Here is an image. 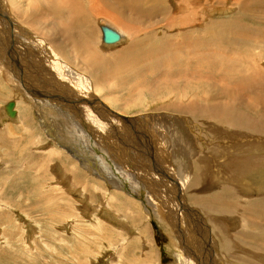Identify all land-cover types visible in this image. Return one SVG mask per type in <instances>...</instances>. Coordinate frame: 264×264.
<instances>
[{
  "label": "rangeland",
  "instance_id": "rangeland-1",
  "mask_svg": "<svg viewBox=\"0 0 264 264\" xmlns=\"http://www.w3.org/2000/svg\"><path fill=\"white\" fill-rule=\"evenodd\" d=\"M27 2L32 3L30 0H0V14H2L0 17H3L0 24L5 21V25L0 27V264H191L188 259V247H191L192 243H195V254L200 256L198 258L192 253L191 257L195 264H200V261H202L201 264H246L242 260L243 248L237 247V251L232 249L229 254L224 252L207 214L200 212V206L196 200H189V195H185L187 192L183 186L185 184L188 189L192 182V170H194L193 165L190 164L192 150L196 153L200 165L207 164L203 163L204 159L211 160L214 157L215 167L212 164L207 165L216 170L219 169L226 176L225 170L222 169L226 165L225 154L229 156L232 152V141L236 133L220 129L213 125V122L210 126L199 123L193 115L165 110L153 105L149 97L138 98L137 89H132L130 92L121 88L123 86L121 79L116 77L109 80L102 79L90 66H87L85 55L77 53L71 39L65 40L63 39L65 37L53 32L51 21L54 17L48 9L46 10L44 3H41L44 7H41V12L35 10V15L41 13L40 15L47 19L45 22L42 19L36 21L28 15L32 8ZM168 3V8L172 7L170 12L174 16H179L182 23L192 18L188 22L192 24V102L197 98L194 94L206 93L203 88L209 89L208 83L211 82L209 79L219 80L218 74L224 71L220 72L218 69L223 67L224 60L227 63L228 56L236 59L235 61L229 59V63L230 61L235 63L237 70L245 69L246 71V68L250 69L254 64V54L264 55V5H251L250 9L251 0H185V2L169 0ZM162 7H164L163 4ZM179 7L182 10L176 12L175 10L180 9ZM169 16L165 18L159 15L149 22L156 25L161 20L167 21ZM105 23L111 24L104 16L96 20V30L94 29L96 44L99 45L98 47L103 46L104 50L112 54L110 51L121 49L124 43H121L122 46L114 47L115 50L104 46L101 37L104 34ZM234 23L248 25L249 30L259 34L260 39L255 38L257 37L255 34V39H249L251 47L241 45L245 43L241 41V43L225 46L230 47L226 50L220 51L212 45L214 50L203 52L207 49L204 48L207 43L232 30ZM126 24L123 21L122 25L127 28ZM163 24H165L164 21L159 26H164ZM8 25V35L11 38L5 32ZM208 26H212L213 31ZM120 31L126 35L125 30ZM42 32L44 34L46 32L45 36ZM48 32H52L53 36L51 34L50 36ZM11 34H13L14 42H17L15 46L11 43L13 39ZM233 34L227 33L226 36L229 37L227 41L232 39L230 36ZM6 43L16 55L14 61L9 60L11 64L4 60L6 56L9 58L12 55ZM231 46L240 49L251 48L254 54L249 57L252 61L246 57L248 61H245L239 53L233 55L234 47ZM35 55L36 59L37 55L42 58L38 62L43 63L45 71L42 67L38 68L34 60H30V58L35 59ZM52 56L61 57L66 68L62 67V62L55 63ZM208 60L209 66L205 65ZM20 64H22L21 68ZM261 65L264 66V59ZM51 72H54L56 77H63L64 81H67L65 82L70 93L65 92L66 96H64L63 90H58V87H63L62 83L52 79ZM222 74L225 77L230 73L225 71ZM109 85H114L121 91L117 89L112 91ZM85 86L91 88V92H97L96 101L106 105V109L102 107V113L114 114L109 121L110 127H107L109 130L102 131L101 126L98 128L91 126L93 120L91 118L94 117L89 113L91 111L83 107L85 104H80L87 99ZM70 95L81 109L76 106ZM12 103H14L13 108H11ZM7 105L10 107L9 110L13 111L14 117L9 116V112L6 115ZM130 107L133 108L130 109ZM103 116L102 119L105 118ZM118 116L121 120L116 128L114 123ZM250 116L253 119L252 123L259 118L256 115L250 114ZM125 117L127 120L124 121ZM98 123H102L101 117L98 118ZM262 126L264 128V122ZM239 138L241 137L238 135L237 139ZM263 139L264 137L257 136L255 143H262ZM239 142L242 140L237 141ZM75 143L78 147H75ZM67 145L69 147H66ZM124 147L128 149L129 155L124 157L134 162L132 166H129L120 155ZM253 156L259 157L260 162L256 165V159H252L251 162L255 163V165L252 164L254 170L250 171L251 173H244L246 176L243 175L244 178H240V185H237L236 180L223 179L224 181L220 183L222 188L209 195V198L214 199L225 198L223 206L228 203L229 206L226 207L237 208V211L225 216V218L231 217H228L229 219L239 218L238 223L243 229L232 227L237 235L239 232L236 230L254 233V229L247 223L248 219L238 210L241 205L246 207L249 204L246 200L237 203L238 201L234 200L235 194L229 190L226 191L225 186L229 185L237 192L248 190L261 192V194L264 192V149L254 150L251 154V157ZM188 163L192 167L188 166ZM104 165L111 167L112 170L120 165L119 169L114 170L117 175L109 176ZM127 166L130 170L133 169L132 173L129 171L133 178L126 180L121 176V171L128 169ZM148 179L153 180L154 183L148 184L151 187L149 190L144 188ZM123 182L126 183L127 189H135L138 194H143L146 202L122 189ZM156 183L168 187L169 191L173 192L172 198L176 203L173 207L176 218L173 220L174 223L168 221L167 216L164 215L166 210L171 216V208L165 205L161 207L162 202L168 201L169 204L170 199L165 201L164 198L161 199L162 195H165V190L159 191ZM215 184L213 183V186ZM153 186L157 189L155 193H152L155 191ZM259 186L260 188H257ZM261 194L254 195L253 198L264 197V194ZM262 208L264 209V206Z\"/></svg>",
  "mask_w": 264,
  "mask_h": 264
},
{
  "label": "bare ground",
  "instance_id": "bare-ground-1",
  "mask_svg": "<svg viewBox=\"0 0 264 264\" xmlns=\"http://www.w3.org/2000/svg\"><path fill=\"white\" fill-rule=\"evenodd\" d=\"M168 1L167 0H42V1L41 0H30V2H32V3H29V2H27V3L30 4L31 8H32V10L30 11V13L28 15L33 17V19H35L36 21H37V19H42L45 22V21H47V19L45 16L40 15L41 13L39 15H35V10L40 11L41 7H43V5L41 3H44V7L46 8V10L48 9L50 11L51 15H53V17H54L53 21H51L53 19V17L50 20L53 23V25H52L53 26V32L57 33L60 36L65 37V38H63L65 40L71 39L72 42L74 43V45L76 46L77 53L85 55L84 58H85L87 66H90L91 69L95 73H97L98 76L101 77L102 79H105V80L108 79L109 80V79L115 78V77L117 79H121L123 81V86L121 88L124 90H127V91H130V90L132 91V89H137L138 98L142 99L144 96L147 98L149 97L148 99L153 105L160 106L161 108H163L165 110L173 111V112H176L179 114L193 115V117L199 123L210 126L211 122H213V125L218 126L220 129H227V130H230V132L236 133V135L232 141V146H231L232 152L229 154V156L227 154H225L227 156V160H226V165L223 166L222 169L225 170L226 176L219 169L216 170L213 168V167H215V164H216V163H214V159H213L214 157L211 160L210 159H208V160L204 159L203 160V163L212 164L213 167H209L210 165L208 166L207 164H201L200 165L198 158L196 157V153L192 150V155H191L192 163L190 162V164L193 165V169H194V170H192V182H190L188 189H186L185 184H183V186H184V190H186V192H187V193H185V195L186 196H187V194L189 195V200L190 201L196 200L197 203H199L200 212L202 213V211H203L204 212L203 214H207V218L209 219V223H210L212 229H215L216 236L221 241V248L224 249V252L226 254L231 253L232 249L234 251L235 250L237 251V249H236L237 247L243 248L244 257L242 258V260L244 262H246V264H260V263L264 264V209L262 208V206H264V197L258 196L257 197L258 199L253 198L254 195H259V193L261 194V192H251L249 190L245 191V192H237L232 187H229V185L225 186L226 191L229 190L231 193L235 194L234 200L238 201L237 203H241L242 201L246 200V201H248V204H249L246 207L241 205L240 209H238V210L241 212V214L245 218L248 219L247 223L250 225V227H252L254 229V233H250V232L245 233L243 230H236L239 232L238 235L235 234V231H234L235 229H233L232 227H237L238 229H243L240 227V225L238 223L239 218L229 219V218H231L229 216H228L229 218L228 217L225 218V216L229 215L231 212L237 211V208L236 207H226L227 205L229 206L228 203H227V205L223 206L222 203H223V200H226L225 198H219V199L209 198V195H211L212 192H218L222 188V186L220 185L221 181H224V180L226 181V179H228L229 181H232V180L235 181L236 180V182L238 183L237 185H240V183H239L240 178L243 177V175H245L244 173H251L250 171L254 170V166L252 164L255 165V163H256V165H257L260 162L259 157H256V158H254L255 156L251 157V154L254 150L257 151V149H259V150L264 149V139H263L262 143H259V144L255 143V140H257V136H260V138L264 137L263 136L264 135V132H263L264 128L262 126V123L264 122V66L261 65V63L263 62V59H264V57H263L264 55L261 56L260 53H258V54L253 53L254 54L253 55L252 50H250L251 48H248V49L241 48L240 49L239 47L231 46V47H234V49L232 51L233 55L235 53H239L240 57H244L245 61L247 60V59H245V57L251 59V57H249V56L253 55L255 57V60L253 61V63H254L253 66H251L250 69L246 68V71H245V69L244 70H242V69L237 70V68H236L237 65L235 63H231V61H235L236 59L234 57L228 56V58L231 60L230 63H229V59L227 60V63L224 60L222 63L223 67H220L218 70L220 72L221 71H224V72L228 71L230 74L225 75V77H224V76H222V75H224V74H222L224 72H222L221 74H218V76H217V78H219V80L213 81V80L209 79V81H211L208 83L209 89L203 88V91L206 93L197 94V95L194 94L195 96H197V98L192 102V24L188 23L189 21L192 20V18L188 22L182 23V19L180 20L179 16H177V15L174 16V14L172 12H170V9H172V7L168 8V6H169ZM184 2H185V0H184ZM97 3H99L98 6H97ZM162 4L164 7H162ZM173 4H174V1H173ZM197 4H198V2H197ZM177 5H175V6H177ZM184 5L186 7V3H184ZM188 5H190V3ZM251 5L263 6L264 0H251V4L249 6L250 9L252 8ZM180 7H181V5H180ZM184 8H183V10H185ZM173 9H174V7H173ZM43 10H45V9H43ZM46 10H45V12H46ZM178 10H182V9L180 8V9H177L175 11L177 12ZM187 10H188V8H187ZM247 10L249 11V9H247ZM172 11L175 12L174 10H172ZM189 11L191 12V9H189ZM189 11L187 13H189ZM24 14H25V11H24ZM1 15L2 14H0V16ZM159 15H161V16L163 15V17H165V18L168 17L169 15L170 16H169V18H167V21H166V19L163 18L164 20H161L156 25L154 23L149 22V21H151V19H153L154 17L159 16ZM191 15H192V12H191ZM6 16H8V15H6ZM37 16H39V17H37ZM103 16L106 18V20L108 22L111 23L110 25L109 24L106 25V23H105L106 26L105 25L103 26L104 34L101 37V39H102L104 46L113 49L114 47L116 48V46L121 45V43L122 44L124 43L123 44L124 47H122L121 49H118V50L113 49L115 51H110V52H112V54H110L109 51L104 50L103 46H102L103 48L101 46L98 47L99 45L96 44V38H95L96 36L94 33V29L96 28L95 23H96V20H98L99 18L101 19ZM1 18H3V17H0V20H1ZM184 18H185V15H184L183 19ZM26 21H28V20L26 19ZM56 21L59 23L58 25H57ZM123 21H125L127 23L126 24L127 28L125 27V25H122ZM163 21L165 22V24H163L164 26H159ZM2 25L3 26L5 25V21L3 24H0V27ZM47 25H48V22H47ZM203 25H205V24H203ZM232 25H234V26H232ZM232 25H231L232 30L225 32L224 35H222L221 37H217V39L213 40L211 43H207L206 46L204 47L205 49L206 48L207 49H206V51H203V52H210V51H212L211 49H213V47L216 49H219L220 51L226 50V49H229L230 47L226 48L225 46L231 45V44L234 45L236 43H241V41L245 42L244 44H241V45H243V46L246 45V46L251 47L252 45H251V42L249 41V39H253L255 37L256 32L250 31L248 25H245L243 23H234ZM8 27H9V25L6 26L5 32H6L7 36L9 38H11L8 35ZM211 27L212 26H208V28H210V29H211ZM41 29L43 30V28H41ZM41 29H40V31H41ZM193 29H194V26H193ZM120 30H125L126 31L125 33L127 36L125 34H123L124 32L122 33ZM128 30H129V32H128ZM46 32H45V34H46ZM42 33L44 34V32H42ZM227 33H234L233 35L230 36L232 38L230 41H227V40H229L228 39L229 37L226 36ZM45 34H44V36H45ZM48 34L49 35L51 34L53 36L52 32H48ZM48 34L46 36H48ZM11 35L13 37V34H11ZM258 35L259 34H256L257 37H255V38L260 39V36H258ZM210 38H211V36H210ZM49 40L51 41L52 39H49ZM11 41H12L11 43H14L13 44L14 46H15V44H17V42H14V37ZM6 44H7V49L11 50V52L9 51V53H11L12 55L9 58H8V56H6V58L4 60H6V62L7 61L9 62V60L14 61V58L16 55L12 51V48L10 46H8V43H6ZM212 45H214V46L211 47ZM220 46H222V47L220 48ZM40 49H42L41 46H40ZM69 51H70V49H69ZM45 56L46 55H44V57ZM34 58L35 59L30 58V60H34V62L37 63L38 68L42 67L44 70L43 63L38 62L41 58L40 55H37V59H36V55ZM52 59L55 60V63L60 62V64H61V62H62V64H61L62 67L66 68V66H65L66 64H64L61 57H57V58L53 57ZM27 60H28V62H30L29 59H27ZM251 61H252V59H251ZM251 61H249V62L252 63ZM43 62H44V60H43ZM9 63L11 64V61ZM32 64H33V62H32ZM34 65H36V64H34ZM205 65H207V66L210 65L209 60H208V62H205ZM245 65H247V64H245ZM67 66L69 68H72V66L70 67V65H67ZM21 67H22V64H20V68ZM46 67L48 68L47 65H46ZM246 67H248V66H246ZM63 70H66V69H63ZM73 74H75V73H73ZM50 75L53 76L52 79H54L56 82L61 81L60 83H62L61 86H63V87L62 88L58 87V90H63L64 96H66L65 92L70 93L69 87L66 83L67 81L65 80L66 81L65 82L63 77H61V78L59 76L56 77L54 75V72H51ZM89 75H87V76H89ZM205 75H208V74H205ZM79 78L83 79V77H79ZM206 81H208V79ZM37 82H41V81H37ZM77 84H79V83H77ZM80 84H81V82H80ZM87 86H89V85H87ZM87 86L84 87V89H87L85 92L87 94L85 96V98H87V99H84L83 101H81L80 104L81 105L85 104V106H83V107L87 111H91L89 113H91L92 116L95 118V119L91 118V120L93 119L91 121V123H92L91 126L93 125V126H96L97 128H98V126H101V128L103 129L102 131H106L108 129L107 127H110L109 121L112 120L111 119L112 114L110 112H107V114L102 113L101 109H102V107H105L104 109H106V105H104V103H102V102L96 101L95 96L97 97V95H96L97 92L96 93H95V91L91 92V88H89ZM98 87H101V86H98ZM110 87H111L112 91H115L116 89L118 91H121L118 87H116L114 85H112V86L109 85V89H110ZM64 89H66L67 91H65ZM13 90L15 91V89H13ZM16 93H17V91H16ZM19 94H21V93H19ZM70 98L73 99L72 95H70ZM74 101L75 100L73 99V102ZM14 103H15V101H14ZM14 103L11 104V108H13ZM75 103H76V106L81 109L80 105L77 104L76 101H75ZM120 105H122V104H120ZM123 105H124V103H123ZM6 107H7V110L5 109L6 110L5 112H7L6 115H8V112H9L10 113L9 116L10 115L13 116L14 113H13V111L9 110L10 107L8 105ZM131 108H133V107H130V109ZM139 111H140V109H139ZM78 114H80V113H78ZM103 114H104V116H103ZM250 114L259 116V118L255 117L257 120L255 119V121L252 123L253 119L251 118ZM102 116L105 118L102 119ZM99 117H101V122L104 124L98 123ZM120 118L121 117L118 116L116 119V123L113 122L115 127H116V125L120 124V120H121ZM163 119H165V118H163ZM88 120H89V118H88ZM113 120H114V117H113ZM123 120L125 121V120H127V118L125 117V119H123ZM184 127L186 128V126H184ZM188 130H189V128H188ZM127 133H128V131H127ZM177 133H179V132H177ZM238 135L241 138L237 139ZM126 136H128V134ZM140 137H142V136H140ZM127 139H129V138H127ZM240 139L242 140V142L237 143V141ZM246 141H248L249 143H247ZM127 144H129V143H127ZM131 145H130V147H131ZM174 146H176V144H174ZM146 149L148 150V148H146ZM146 149H144V150L146 151ZM190 151H191V148L189 149V152ZM120 155L129 156L128 155V149L124 147V149L122 150V153H120ZM224 158H226V157H224ZM253 158L256 159L257 162L256 161H255V163L251 162V161H253L252 160ZM175 159H176V157H175ZM177 159H179V158H177ZM183 159H185V158H183ZM185 160H187V159H185ZM221 161H224V160H221ZM261 162H263V161H261ZM132 163H134V162L132 161L128 165L132 166ZM185 163H187V162H185ZM105 164H107V163H105ZM190 164L188 163V166H190ZM221 164H222V162H221ZM105 166L106 165H104V168H105ZM85 167H87V166H85ZM190 167H192V166H190ZM224 167H225V169H224ZM116 168L119 169L120 165H117V167H115L113 170L111 167L109 168L108 166H106L105 169H106L109 176L111 175V176L115 177L116 173L114 170ZM260 168H262V167H260ZM73 169H74V167H73ZM184 169H186V167H184ZM110 170H112V172H110ZM131 170L133 171L132 168H131ZM131 170L128 167V169H126L125 171H123V170L121 171V176L123 177V179L127 180L130 178L131 179L133 178L132 174H131L132 173ZM187 170L190 172L189 168ZM71 171H72V169H71ZM136 171H138V170L136 169ZM188 171H186V172H188ZM188 174L190 175L191 173H188ZM146 176H148V175H146ZM251 176H254V175H251ZM242 181H243V179H242ZM213 183H216V184L213 186ZM243 183H244V181H243ZM148 184H151V185L154 184L153 180L148 179V181H146V186L144 185V188H147L149 190V189H151V187H149ZM115 187H116V185H115ZM156 187H158L159 191L165 190V195H162L161 199L164 198V201L166 199L167 200L170 199L169 204H168V201H167V203L162 202L163 206H161V207H164V205H165L166 207L171 208V212H170L171 216L167 213L166 210L164 211L165 212L164 215L167 216L168 221H171L172 223H174L173 220L175 217H174V208L173 207H175L176 203H175L174 199L172 198L173 192L172 191L170 192L169 191L170 189L168 187H164L163 185H159V183L158 184L156 183ZM257 188H260V186ZM178 189H179V187H178ZM154 190L155 191H152V193L157 192L156 191L157 189L155 187H154ZM262 194H264V192ZM177 201L178 200H176V202ZM239 201H241V202H239ZM124 203L125 202H123V204ZM156 207H157V205H156ZM186 207H187V209H189L187 204H186ZM208 214H209V216H208ZM245 218H244V220H245ZM204 220H206V219H204ZM167 228H168V226H167ZM245 230H246V228H245ZM236 237H238V238H236ZM224 238H226L227 240ZM210 239H212V238H210ZM205 240H207V239H205ZM235 240H236V242H235ZM210 242H211V240H210ZM194 244L193 243H192V245L190 244L191 247L193 246L192 248L190 246L188 247V251H189L188 259L191 261V264H195L194 259H192V257H191L193 254L196 257L200 258L199 255L195 254L196 248H195ZM248 251H249V253H248ZM152 255H154V254H152ZM196 257H194V258L196 259ZM201 263H202V261H200V264Z\"/></svg>",
  "mask_w": 264,
  "mask_h": 264
},
{
  "label": "water",
  "instance_id": "water-1",
  "mask_svg": "<svg viewBox=\"0 0 264 264\" xmlns=\"http://www.w3.org/2000/svg\"><path fill=\"white\" fill-rule=\"evenodd\" d=\"M66 147H69L68 145L66 146ZM72 153H74L73 152V150H72ZM79 158V157H78ZM126 183L125 182H123V189H125L127 192H129L130 194H133L134 196H136L134 193H132V192H130L131 190L128 188H126V185H125ZM137 197V196H136ZM138 198H140L143 202H146V199H145V197H143V194H141Z\"/></svg>",
  "mask_w": 264,
  "mask_h": 264
},
{
  "label": "crops",
  "instance_id": "crops-1",
  "mask_svg": "<svg viewBox=\"0 0 264 264\" xmlns=\"http://www.w3.org/2000/svg\"><path fill=\"white\" fill-rule=\"evenodd\" d=\"M122 159H124L127 162V164L131 163V160L126 159L124 156L122 157Z\"/></svg>",
  "mask_w": 264,
  "mask_h": 264
}]
</instances>
